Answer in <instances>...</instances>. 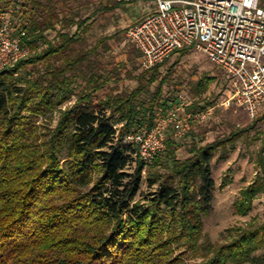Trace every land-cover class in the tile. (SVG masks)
<instances>
[{"label":"trees","instance_id":"1","mask_svg":"<svg viewBox=\"0 0 264 264\" xmlns=\"http://www.w3.org/2000/svg\"><path fill=\"white\" fill-rule=\"evenodd\" d=\"M57 4L0 0V14L14 13L28 50L0 71V264H184L186 256L197 264H264V222L227 230L220 243L203 240L215 189L211 159L248 130L192 142L183 158L170 134L166 150L145 164L122 141L136 127L151 128L170 108L163 88L174 66L163 76L168 59L138 74L127 71L135 88L98 100L126 65L107 71L96 58L106 37L75 53L88 18L60 16ZM73 24L76 32L64 29ZM208 82L198 81L194 93L203 94ZM211 106L195 102L193 109ZM262 191L258 176L241 190L236 210L246 215Z\"/></svg>","mask_w":264,"mask_h":264},{"label":"rangeland","instance_id":"2","mask_svg":"<svg viewBox=\"0 0 264 264\" xmlns=\"http://www.w3.org/2000/svg\"><path fill=\"white\" fill-rule=\"evenodd\" d=\"M113 2L115 0H58L57 4L60 16L76 14L79 20L92 16L90 23H87L88 28L82 33L85 41L75 46V53L88 51L97 41L106 37L105 45L98 47L100 55L96 58L107 71L117 70L121 64L126 65L121 72L122 79L106 85L97 94L98 100L124 89L135 88L136 82L126 78L127 71L138 74L149 70L141 65V55H134L136 48L128 41L125 32L134 22L150 13L152 8L147 7L144 0H136L120 4L109 12L101 9L103 6L112 5ZM60 26L58 25V28ZM64 29L72 32L75 30L73 25ZM48 36L52 39L55 33ZM129 55L133 58V64L128 61ZM172 65V74L163 88V98L168 100L170 107L176 104L179 97L190 104V109H193L195 102H212L214 106L210 116L202 121H193L190 131L182 138H176L181 144L180 157L187 156V148L192 142H213L237 130H248L243 132L235 143L229 144L225 151L215 153L211 159L215 189L213 201L208 207L209 215L204 219L203 240L210 244L220 243L223 240L222 234L227 236V230H233L232 233L235 234L238 227L264 222V191L253 200L251 210L246 215H242L235 207L236 202L241 199V190L252 184L258 176L264 177V112L260 113L257 119L250 120L242 110L221 107L220 103L230 93V80L218 66L210 63L201 53L193 50L184 55L174 53L160 68L161 75H165ZM132 67L136 68L135 71ZM200 80L209 82L206 91L197 95L194 93V87ZM54 124L55 122L52 123ZM252 124L255 125L249 129ZM170 134L173 135L171 131L168 135ZM134 166L132 164L128 172H132ZM141 190L148 192L145 182L141 185ZM198 262L190 256L184 257V264Z\"/></svg>","mask_w":264,"mask_h":264},{"label":"built area","instance_id":"3","mask_svg":"<svg viewBox=\"0 0 264 264\" xmlns=\"http://www.w3.org/2000/svg\"><path fill=\"white\" fill-rule=\"evenodd\" d=\"M121 4L136 0H115ZM152 11L125 32L140 52L141 65L151 69L174 53L191 49L218 66L230 80V93L220 103L246 113L250 120L264 112V0H144ZM14 13L0 14V71L28 55L16 34ZM213 107L190 109L182 97L158 113L151 128L132 129L122 146L132 147L145 164L166 150V139L182 138L193 121H202Z\"/></svg>","mask_w":264,"mask_h":264},{"label":"crops","instance_id":"4","mask_svg":"<svg viewBox=\"0 0 264 264\" xmlns=\"http://www.w3.org/2000/svg\"><path fill=\"white\" fill-rule=\"evenodd\" d=\"M91 17H92L91 15L88 16V17H86V18H88V24L90 23ZM142 18H143V17H142ZM142 18H141V19H142ZM141 19H140V20H141ZM140 20H138V21H140ZM138 21H136V22H134V23H137ZM134 23H133V24H134ZM58 25H60V24H57V25H56V26H57V29L59 30V29H61V26L58 28ZM73 27L75 28V30H74L73 32H72V31H69V32H71V33L76 32V30H77V26H76V24H73ZM89 27H90V26H89Z\"/></svg>","mask_w":264,"mask_h":264}]
</instances>
